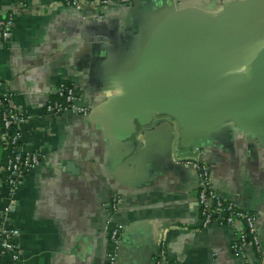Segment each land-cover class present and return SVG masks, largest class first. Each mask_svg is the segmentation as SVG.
<instances>
[{"label": "crops", "instance_id": "1", "mask_svg": "<svg viewBox=\"0 0 264 264\" xmlns=\"http://www.w3.org/2000/svg\"><path fill=\"white\" fill-rule=\"evenodd\" d=\"M6 15L0 92L29 115L21 149L44 155L12 197L0 193V217L19 230L11 264H105L116 222V264H163L162 245L170 263L264 264V0H0ZM235 26L217 77L214 47ZM62 79L86 114L43 110ZM2 140L0 127V169ZM197 157L223 197L261 219V252L232 248L236 225L201 226L183 162Z\"/></svg>", "mask_w": 264, "mask_h": 264}, {"label": "built area", "instance_id": "2", "mask_svg": "<svg viewBox=\"0 0 264 264\" xmlns=\"http://www.w3.org/2000/svg\"><path fill=\"white\" fill-rule=\"evenodd\" d=\"M65 4L75 8H81L85 2H90L97 8L106 6L111 0H61ZM129 0H118L126 3ZM13 18L11 15L0 17V42L11 36ZM56 91L61 99L48 100L43 110L49 114H57L62 111H75L82 114L87 113V107L79 104L78 94L74 84L62 79L58 82ZM1 99L5 101L1 111L2 129L5 133L6 146H8V157L0 175V193L5 189L7 194L12 197L19 184L22 182L24 174L43 161L44 155L40 151L24 152L21 149V134L18 124L26 120L29 115L15 109L11 105V98L6 93L0 92ZM192 165L198 178V191L196 204L200 215L202 227H208L213 222L221 224L236 225V236L232 240V248L243 254L244 248L250 246L256 251H262V239L260 230L262 227L261 219L256 212L247 210L230 198L223 197L211 182V172L209 165L202 157L189 158L183 161ZM13 200L3 207V212L8 213L14 206ZM117 202L111 203L115 207ZM124 224L114 223L108 233L110 247L107 252L105 264H116L118 247ZM19 230L16 227L5 225L3 217H0V264H11L19 258L16 236ZM162 245V244H161ZM165 252L163 245L159 250L157 263L176 264L167 262L164 258Z\"/></svg>", "mask_w": 264, "mask_h": 264}, {"label": "water", "instance_id": "3", "mask_svg": "<svg viewBox=\"0 0 264 264\" xmlns=\"http://www.w3.org/2000/svg\"><path fill=\"white\" fill-rule=\"evenodd\" d=\"M238 26H235L233 29L229 30L227 33H226V36H227V40L226 42L224 41V43H220L218 46H215L214 49L216 50V53L217 55L219 56L218 59L216 60L215 64H214V73L217 74V77H221L222 76V66L224 65H219L220 63V57L223 56V58L225 57V51H226V54L229 55L231 50L228 49V45H236L237 43H239V40L236 39L238 37V35L240 34L237 30H238ZM233 40V41H232ZM227 45V46H226ZM221 46H224L221 47ZM221 47V48H220ZM220 48V49H219ZM222 55V56H221ZM221 92H214L213 94V98L214 99H219L220 100V95ZM261 234V233H260ZM262 239V238H261ZM119 246H120V243H119ZM119 258V253L117 254V260Z\"/></svg>", "mask_w": 264, "mask_h": 264}, {"label": "trees", "instance_id": "4", "mask_svg": "<svg viewBox=\"0 0 264 264\" xmlns=\"http://www.w3.org/2000/svg\"><path fill=\"white\" fill-rule=\"evenodd\" d=\"M69 80H66V82H68ZM70 82V81H69ZM56 99H61V96L58 95L57 91L54 93V97L51 98L50 100H56ZM5 101L1 99V102H0V127H2V120H1V111L3 109V105H4ZM2 168L0 169V175H2V173L4 172L3 171V167L6 163V160H7V157H8V146H6V143H4V140H2ZM1 259V258H0ZM1 261V260H0Z\"/></svg>", "mask_w": 264, "mask_h": 264}]
</instances>
